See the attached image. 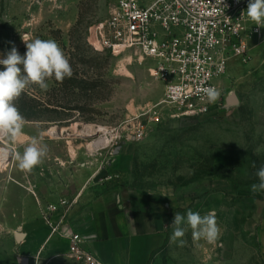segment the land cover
<instances>
[{
    "label": "rangeland",
    "instance_id": "obj_1",
    "mask_svg": "<svg viewBox=\"0 0 264 264\" xmlns=\"http://www.w3.org/2000/svg\"><path fill=\"white\" fill-rule=\"evenodd\" d=\"M109 13L110 0H0V58L13 46L26 53L21 36L54 39L73 69L62 83L48 80V91L31 85L14 101L24 128L15 141L0 140V148L22 153L38 137L49 151L30 173L14 155L1 160L0 195L17 165L15 179L60 210L76 213L113 190L151 197L170 206L166 243L154 264H264V191H251L264 165V30L250 45L247 65L229 63L219 110L198 118L166 111L160 123L143 122L149 132L143 142L123 138L115 153V132L162 101L165 88L140 56L100 48ZM231 96L238 105L228 108ZM188 210H214L221 228L216 245L194 241L190 228L183 247L169 242L175 212L186 217Z\"/></svg>",
    "mask_w": 264,
    "mask_h": 264
},
{
    "label": "built area",
    "instance_id": "obj_2",
    "mask_svg": "<svg viewBox=\"0 0 264 264\" xmlns=\"http://www.w3.org/2000/svg\"><path fill=\"white\" fill-rule=\"evenodd\" d=\"M248 3L249 0H110L109 18L99 30L100 48L113 55L132 52L140 56L150 63L152 77L165 88L162 101L138 112L121 131L115 132L111 141L115 153L123 138L143 142L149 133L143 122L160 123L166 111L174 118H198L220 109L219 97L215 103H208L203 89L211 87L220 93L229 63H249L248 41L259 37L263 27L247 17ZM67 206L68 202H61V207ZM59 209L56 205L48 208L50 212ZM68 213L69 209L64 218ZM46 221L50 222L48 217ZM57 231L58 227L53 229ZM68 256L75 264H106L85 249L78 234L70 237Z\"/></svg>",
    "mask_w": 264,
    "mask_h": 264
},
{
    "label": "crops",
    "instance_id": "obj_3",
    "mask_svg": "<svg viewBox=\"0 0 264 264\" xmlns=\"http://www.w3.org/2000/svg\"><path fill=\"white\" fill-rule=\"evenodd\" d=\"M257 38L249 39V47ZM15 167L0 195V264H75L68 256L74 234L106 264H150L165 245L168 204L113 190L64 218L65 210L50 212L40 192L15 179ZM17 234L24 236L21 241Z\"/></svg>",
    "mask_w": 264,
    "mask_h": 264
},
{
    "label": "clouds",
    "instance_id": "obj_4",
    "mask_svg": "<svg viewBox=\"0 0 264 264\" xmlns=\"http://www.w3.org/2000/svg\"><path fill=\"white\" fill-rule=\"evenodd\" d=\"M246 14L256 26L264 27V0H249ZM21 39L27 49L24 55L13 46L3 58H0V65L3 66V70H0V140L15 141L22 134L24 117L14 101L26 88L38 85L41 90L48 91V80L54 78L56 82L62 83L65 78L73 76L69 59L54 39L35 38L29 42L27 35L21 36ZM203 93L208 103H215L220 95L218 90L211 87L204 88ZM48 151V146L43 144L40 138L32 137L22 153L0 148V159L6 160L9 155H14L19 169L30 173L43 162ZM256 175L259 183L251 185L253 193L264 191V165L259 168ZM171 226L173 231L169 242L173 244L178 242L180 247L186 243L183 237L188 228L191 229L194 241L204 240L208 244L216 245L221 236V228L214 210L204 215L188 210L186 217L175 212Z\"/></svg>",
    "mask_w": 264,
    "mask_h": 264
},
{
    "label": "water",
    "instance_id": "obj_5",
    "mask_svg": "<svg viewBox=\"0 0 264 264\" xmlns=\"http://www.w3.org/2000/svg\"><path fill=\"white\" fill-rule=\"evenodd\" d=\"M238 105V101L236 99L235 96H231V98L229 99V102H228V108L230 106H237ZM23 235L22 234H17V240L18 241H21L23 239Z\"/></svg>",
    "mask_w": 264,
    "mask_h": 264
},
{
    "label": "bare ground",
    "instance_id": "obj_6",
    "mask_svg": "<svg viewBox=\"0 0 264 264\" xmlns=\"http://www.w3.org/2000/svg\"><path fill=\"white\" fill-rule=\"evenodd\" d=\"M52 133H54V132H52ZM16 152H17V151H16ZM1 160H3V159H0V161H1ZM16 162H17V161H16ZM15 164H17V163H15ZM32 191L34 192V190H33V189H32Z\"/></svg>",
    "mask_w": 264,
    "mask_h": 264
}]
</instances>
